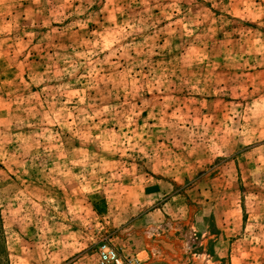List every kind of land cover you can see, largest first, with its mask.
I'll use <instances>...</instances> for the list:
<instances>
[{"label": "rangeland", "instance_id": "rangeland-1", "mask_svg": "<svg viewBox=\"0 0 264 264\" xmlns=\"http://www.w3.org/2000/svg\"><path fill=\"white\" fill-rule=\"evenodd\" d=\"M0 264H264V0H0Z\"/></svg>", "mask_w": 264, "mask_h": 264}, {"label": "built area", "instance_id": "built-area-1", "mask_svg": "<svg viewBox=\"0 0 264 264\" xmlns=\"http://www.w3.org/2000/svg\"><path fill=\"white\" fill-rule=\"evenodd\" d=\"M109 260H115L117 261L116 252L112 249H108L102 253V261H109Z\"/></svg>", "mask_w": 264, "mask_h": 264}]
</instances>
